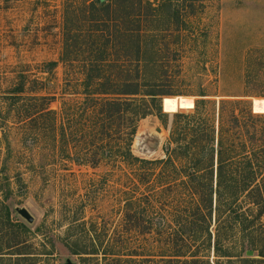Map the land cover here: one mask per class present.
I'll return each mask as SVG.
<instances>
[{
    "label": "rangeland",
    "instance_id": "1",
    "mask_svg": "<svg viewBox=\"0 0 264 264\" xmlns=\"http://www.w3.org/2000/svg\"><path fill=\"white\" fill-rule=\"evenodd\" d=\"M147 1L152 7L146 6L141 13L129 7L119 10L121 28L141 32L139 74L134 62L121 77L139 80L144 91L155 83L156 90L170 95L160 97L164 116L154 112L139 121L132 145L135 156L165 159L174 115L193 112L203 96L205 112L216 128L222 99L250 100L253 111L264 115V0ZM64 2L0 0V172L11 178L8 203L13 215L31 229L28 244L40 252L43 264H102V255L87 253H101L112 246L127 253L137 246L141 236L129 235L124 222L126 201L133 193L144 192L149 180L161 177L160 184L164 180L151 175L139 183L136 174L152 167L141 162L78 163L75 157L82 156L81 142H68L64 151L48 120L38 126L11 111L6 96L20 83L22 74L25 95L52 97L50 107L57 111L64 101L83 99L82 58L61 59ZM137 41L135 37L118 39L110 45L109 58L120 60L125 52L136 58ZM52 61L57 65L49 69ZM176 100L184 101L174 112ZM2 122L10 130V142L3 139ZM180 162L186 164L183 159ZM17 207L27 208L34 223L25 221ZM260 221L264 226V215ZM119 236L123 239L116 244ZM252 240L264 249V237L261 240L258 232L245 238L246 246ZM242 242L237 235L232 244L239 248ZM206 255L215 261L213 251Z\"/></svg>",
    "mask_w": 264,
    "mask_h": 264
},
{
    "label": "trees",
    "instance_id": "2",
    "mask_svg": "<svg viewBox=\"0 0 264 264\" xmlns=\"http://www.w3.org/2000/svg\"><path fill=\"white\" fill-rule=\"evenodd\" d=\"M146 6L152 7L151 2L65 0L61 59L73 62L82 58L83 99L64 101L57 111L50 107L52 97L25 95L22 74L20 83L6 96L10 109L37 125L48 120L64 151L68 142H81L82 156L75 157L78 163L98 166L104 159L141 162L152 167L136 174L139 183L151 175L163 177L161 184V177L149 180L144 192H135L126 201V230L141 236L139 244L127 253L116 246L87 253L102 255V264H264V249L254 240L249 246L245 243L255 232L261 240L264 237L260 221L264 215V115L253 111L250 100L222 99L216 128L205 112L203 96L193 112L174 115L165 159H140L132 152L139 121L154 112L164 116L160 97L170 95L156 90L155 83L144 91L139 80L121 77L134 62L139 74L141 32L121 28L119 10L129 7L133 13H141ZM134 37L138 40L136 58L127 52L120 60L109 58L112 43ZM48 65L52 69L57 62ZM182 101H175L174 112ZM180 118L187 119L186 123L179 122ZM4 124L3 139L10 142V130ZM0 177V264H43L40 252L28 244L31 229L13 215L8 203L11 178L5 172ZM237 235L243 238L239 248L232 244ZM121 239L123 236L116 244ZM250 249L259 257H247ZM211 251L215 261L206 255Z\"/></svg>",
    "mask_w": 264,
    "mask_h": 264
},
{
    "label": "water",
    "instance_id": "3",
    "mask_svg": "<svg viewBox=\"0 0 264 264\" xmlns=\"http://www.w3.org/2000/svg\"><path fill=\"white\" fill-rule=\"evenodd\" d=\"M17 213L29 224H33L35 221L34 216L30 213V211L25 208V207H17L16 208ZM254 251L253 250H248L246 252L247 257H254ZM68 264H72L70 261H68Z\"/></svg>",
    "mask_w": 264,
    "mask_h": 264
}]
</instances>
